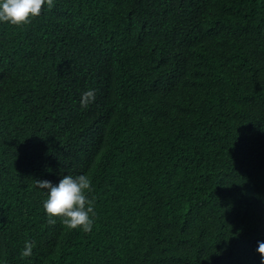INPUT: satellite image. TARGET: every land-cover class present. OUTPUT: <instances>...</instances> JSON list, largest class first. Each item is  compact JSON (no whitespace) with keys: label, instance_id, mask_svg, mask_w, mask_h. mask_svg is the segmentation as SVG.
<instances>
[{"label":"trees","instance_id":"trees-1","mask_svg":"<svg viewBox=\"0 0 264 264\" xmlns=\"http://www.w3.org/2000/svg\"><path fill=\"white\" fill-rule=\"evenodd\" d=\"M53 3L0 22V261L261 264L264 0ZM81 174L92 231L49 225Z\"/></svg>","mask_w":264,"mask_h":264},{"label":"clouds","instance_id":"clouds-1","mask_svg":"<svg viewBox=\"0 0 264 264\" xmlns=\"http://www.w3.org/2000/svg\"><path fill=\"white\" fill-rule=\"evenodd\" d=\"M49 9L54 6L53 0H0V22L13 26H26L39 17L44 6ZM95 100V90L89 89L82 93L80 104L86 108ZM36 186L46 189L47 198L43 202V208L48 216L47 223L55 225L58 217L68 230H82L84 233L92 231L94 212V200L89 198L93 191L90 176L66 175L57 185L47 180H36ZM256 251L260 254L261 264H264V241H258ZM34 242L26 241L22 257H30L33 254ZM7 264V261H0Z\"/></svg>","mask_w":264,"mask_h":264}]
</instances>
